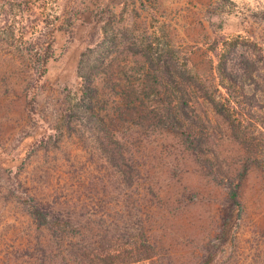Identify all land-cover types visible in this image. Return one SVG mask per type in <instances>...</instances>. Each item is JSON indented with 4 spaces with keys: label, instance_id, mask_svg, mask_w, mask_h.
Wrapping results in <instances>:
<instances>
[{
    "label": "rangeland",
    "instance_id": "1",
    "mask_svg": "<svg viewBox=\"0 0 264 264\" xmlns=\"http://www.w3.org/2000/svg\"><path fill=\"white\" fill-rule=\"evenodd\" d=\"M172 80L204 157L125 112ZM55 220L147 239L139 264H264V0H0V264H61Z\"/></svg>",
    "mask_w": 264,
    "mask_h": 264
},
{
    "label": "trees",
    "instance_id": "2",
    "mask_svg": "<svg viewBox=\"0 0 264 264\" xmlns=\"http://www.w3.org/2000/svg\"><path fill=\"white\" fill-rule=\"evenodd\" d=\"M44 57V59L41 58V62H46L49 55ZM165 73L168 78H174L171 71ZM181 77H184V74L178 78ZM84 79V94L87 95L93 89L88 85L90 83L88 77L84 76ZM161 86L168 88V99L149 103L140 100L128 102L125 112L132 111L133 116L136 117L135 120L139 121L140 119L144 121L142 123L147 122L150 127L177 131L195 155L198 157L208 155L211 151H209V145L206 144L207 139L204 136L206 128L198 127V119L202 115L199 114L201 111L193 106L191 93L185 89V86L181 87L182 85L174 80L169 81L168 86ZM197 88L202 92L201 96L205 97L214 114L223 116L225 119L231 116L232 108H227L229 106L223 105L221 101H214L208 97L207 91H202L200 86L197 85ZM133 93L136 94L137 91L135 90ZM174 94L180 96L175 97ZM193 126L196 127L197 132L192 131ZM232 192V198L235 199L236 191L233 190ZM32 215L40 225H47L45 217L37 209L32 210ZM48 230L56 237H63L65 234L68 237L76 238L80 235V231H69L62 220L52 221ZM78 238V242L70 243L69 248L62 252L61 264H139L148 260L152 261L156 254L154 248L147 243V239L140 237L141 241L134 242L133 237L128 235V231L125 230L123 232L115 231L107 237L96 234L91 236L90 240Z\"/></svg>",
    "mask_w": 264,
    "mask_h": 264
}]
</instances>
